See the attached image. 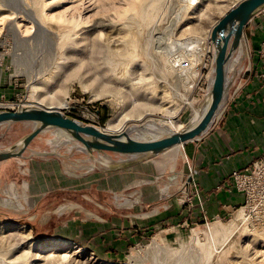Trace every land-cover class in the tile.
<instances>
[{
	"label": "rangeland",
	"instance_id": "obj_1",
	"mask_svg": "<svg viewBox=\"0 0 264 264\" xmlns=\"http://www.w3.org/2000/svg\"><path fill=\"white\" fill-rule=\"evenodd\" d=\"M42 1L40 18L34 0H0V103L58 110L110 132L133 129L131 136L144 140L156 133L140 138L139 129H167L169 120L184 126L194 117L207 94L211 31L243 0ZM22 4L32 7L30 14ZM249 30L247 47L234 56L240 52L241 65L228 105L189 150L241 105L252 79ZM192 61V69H179L180 62ZM114 120L117 127L108 128ZM32 130V124L1 126L0 149ZM57 131L38 135L22 158L0 163V197L18 206L0 205V264H264V155L238 171L248 176L243 190L234 187L232 173L227 186L234 189H225L238 192L239 201L218 196L225 207L211 214L188 145L112 172L101 170L77 143H58ZM213 188L209 193L220 190ZM134 224L141 235L127 229ZM15 228L30 239L9 236ZM53 240L65 241L58 252L71 254L45 259L30 249L33 241Z\"/></svg>",
	"mask_w": 264,
	"mask_h": 264
},
{
	"label": "water",
	"instance_id": "obj_2",
	"mask_svg": "<svg viewBox=\"0 0 264 264\" xmlns=\"http://www.w3.org/2000/svg\"><path fill=\"white\" fill-rule=\"evenodd\" d=\"M262 12L264 0H243L213 27L210 39L215 46L212 84L193 117L180 130L144 140L135 139L129 131L110 132L88 125L61 111L41 107H19L0 110V127L32 124L31 133L13 146L0 149V163L22 158L33 140L47 130L68 135L77 149L83 151L103 171H119L150 161L177 147L202 140L216 123L229 102L230 85L227 69L244 44L245 29ZM125 159L115 162L110 155ZM104 167V168H103Z\"/></svg>",
	"mask_w": 264,
	"mask_h": 264
},
{
	"label": "crops",
	"instance_id": "obj_3",
	"mask_svg": "<svg viewBox=\"0 0 264 264\" xmlns=\"http://www.w3.org/2000/svg\"><path fill=\"white\" fill-rule=\"evenodd\" d=\"M249 30L250 45L253 49L251 75L254 80L245 89L243 99L240 100V106H234L230 111L229 120L221 129H215L214 132L199 144H195L192 150H189V144L186 149L188 160H191L196 174L201 175L199 186L204 193L215 191L213 185L220 190L205 194L208 198L207 205L210 207L211 214L223 212V202L235 203L239 201L238 192L231 195L225 188L232 186V173L250 167L257 159L264 155V12L259 14L251 23ZM248 42V40H247ZM249 43V42H248ZM245 44V42H244ZM247 45L245 44L243 49ZM256 56L260 57V63L255 65ZM255 70V73H254ZM263 76V77H261ZM198 142V141H197ZM154 165V164H153ZM167 165L160 166L162 170ZM230 184L231 186H227ZM234 189V187H231ZM203 193V194H204ZM225 195V196H224ZM225 198L224 201L217 197ZM215 204V205H214ZM223 206H222V205ZM141 229L140 224H134ZM115 235L119 236L117 231Z\"/></svg>",
	"mask_w": 264,
	"mask_h": 264
},
{
	"label": "bare ground",
	"instance_id": "obj_4",
	"mask_svg": "<svg viewBox=\"0 0 264 264\" xmlns=\"http://www.w3.org/2000/svg\"><path fill=\"white\" fill-rule=\"evenodd\" d=\"M193 2V1H192ZM41 5H43V1L42 0H34V7H35V9H36V7H37V11H38V13L40 14L39 15V17L40 18H43V15H44V12H41L40 10H41ZM21 11L23 12V13H25L26 15L27 14H30L31 13V11H32V7H30V5H28V4H22L21 6ZM31 18V17H30ZM50 18V17H49ZM33 22H34V24H36V26L38 27V29L39 30H41V29H45V28H43L44 26L42 25V23H41V21H39V20H37V19H35L34 18V20H33ZM83 23V22H82ZM16 24V23H15ZM14 25V24H13ZM12 25V26H13ZM49 25V24H48ZM51 25V24H50ZM59 25V24H58ZM60 25H62V24H60ZM16 26V25H15ZM67 26V25H66ZM39 30H38V32H39ZM46 30V29H45ZM70 30V29H69ZM51 32V31H50ZM71 32V31H70ZM44 37H45V34L43 35ZM46 37H47V35H46ZM45 37V38H46ZM55 37V36H54ZM180 63H182V62H180ZM189 63V62H188ZM240 65H241V62H240V52H239V54H238V56L235 58V57H233L232 58V60L230 61V63H229V65H228V69H227V75H228V79H227V83L230 85V87H231V83H232V81H234V77H235V75L237 74V71H238V69H240L239 67H240ZM178 66V65H177ZM194 67V63H193V61L189 64V69L188 70H190V69H192ZM243 67V66H242ZM179 69H184V68H180L179 67ZM198 70V69H197ZM185 71V70H184ZM183 72V71H182ZM195 74V73H194ZM197 75V74H196ZM193 76V75H192ZM189 77V76H188ZM190 78V77H189ZM64 106H66L67 107V104L66 103H64ZM194 111V117H195V115H196V112H197V109H194L193 110ZM223 112V111H222ZM221 113V112H220ZM193 116V115H192ZM219 116V115H218ZM172 119V118H171ZM192 119V118H191ZM219 118H217V120H218ZM119 124V120H114V121H111V122H109V124H108V128H115V127H117V125ZM145 124V123H144ZM168 124H169V126H170V128H167V129H161V128H159V126L158 125H156V124H154V125H152V127H150V128H145L144 127V129H139L138 130V137H140V138H145L147 135H149V134H151V133H156V134H153V136L155 137V136H159V135H164V134H167V133H169V132H174V131H177V130H180L181 128H182V126H181V123H180V125H178V126H175L174 125V123H173V121L172 120H169L168 121ZM142 126V125H141ZM133 129H131V130H129V133L132 131ZM137 130V129H136ZM55 134V133H54ZM150 136V135H149ZM55 140H58V143L60 142V141H62L61 143L62 144H66V143H68L69 144V142H72L71 140H70V138L68 137V135L67 134H65L64 132H62V131H57V138L55 139ZM54 141V140H53ZM52 141V142H53ZM90 169H92V166L90 167ZM0 205L1 206H5V207H8V208H11V209H13V210H17L18 209V206L14 203V201L13 200H11V199H2L1 197H0ZM73 206V205H72ZM77 207V206H76ZM70 209V208H69ZM24 211H26V210H24ZM67 211V210H66ZM215 227V226H214ZM22 231V230H21ZM20 231V229H18L17 230V228H15V229H13V230H11L10 231V233H9V236H11V237H17V238H20V240H21V242H23V241H25V240H27V239H30L29 237H26V235H24V232L22 231L21 232ZM26 232V231H25ZM28 235V234H27ZM25 238H27V239H25ZM19 240V239H18ZM28 241V240H27ZM34 242V243H33ZM32 242V244H30V249L31 250H34V249H37V250H39L40 251V253L41 252H43L44 254H45V256H43L45 259H56V258H59V257H65V256H67L68 254H71V252H69V250H65L66 252H64V253H59L58 251L63 247H67L68 245H67V243L65 242V241H62V240H53V241H47V242H39V241H33ZM20 245H21V243H20ZM70 248V247H69ZM68 251V252H67ZM42 253V254H43ZM77 253V251H74V253H73V255L74 254H76ZM78 254V253H77ZM71 256V255H70ZM16 261V260H15ZM11 262H13V261H11Z\"/></svg>",
	"mask_w": 264,
	"mask_h": 264
},
{
	"label": "built area",
	"instance_id": "obj_5",
	"mask_svg": "<svg viewBox=\"0 0 264 264\" xmlns=\"http://www.w3.org/2000/svg\"><path fill=\"white\" fill-rule=\"evenodd\" d=\"M214 56H215V46L211 39L208 40V51H207V60L204 67V72L206 76L204 77L205 93H208L211 84H212V75L214 68ZM188 62L181 63L182 68H188ZM263 77V76H261ZM4 98V96H2ZM0 110H13L8 104L0 103ZM248 176L243 173H239L237 170L233 172V179L235 180L234 187L238 188L239 191L243 190L244 184Z\"/></svg>",
	"mask_w": 264,
	"mask_h": 264
},
{
	"label": "trees",
	"instance_id": "obj_6",
	"mask_svg": "<svg viewBox=\"0 0 264 264\" xmlns=\"http://www.w3.org/2000/svg\"><path fill=\"white\" fill-rule=\"evenodd\" d=\"M255 58V65H256V68H254L255 70L257 69V66L259 65V64H261L260 63V57L259 56H256V57H254ZM255 70H254V73H255ZM251 77H252V79H251V82L249 83V84H251L252 83V81H254V82H258V80H254V75H251ZM256 78V77H255ZM248 87V86H247ZM246 87V88H247ZM245 88V89H246ZM190 215H192V212L190 213ZM190 215H188L187 216V219L189 218V216ZM129 231H131V233L133 234V236H138V235H141V229H138L136 226H134V227H132V228H127ZM113 253H115L114 251H113Z\"/></svg>",
	"mask_w": 264,
	"mask_h": 264
}]
</instances>
